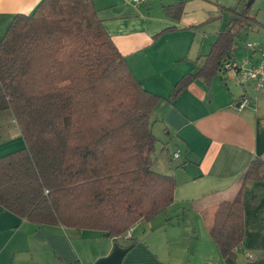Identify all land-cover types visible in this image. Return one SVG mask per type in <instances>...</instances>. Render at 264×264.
<instances>
[{
	"label": "trees",
	"instance_id": "16d2710c",
	"mask_svg": "<svg viewBox=\"0 0 264 264\" xmlns=\"http://www.w3.org/2000/svg\"><path fill=\"white\" fill-rule=\"evenodd\" d=\"M250 6L226 10L250 28L257 24ZM182 9L178 3L164 11L178 19ZM238 20L168 101L217 75L231 57ZM159 102L133 76L93 0H42L31 15H16L0 41V113L11 112L25 148L0 157V206L34 225L101 231L112 240L150 222L172 205L176 187L172 175L152 169L150 115ZM263 168L254 159L235 197L217 208L210 236L222 259L234 257L244 239L241 192L263 178Z\"/></svg>",
	"mask_w": 264,
	"mask_h": 264
},
{
	"label": "crops",
	"instance_id": "0c3cea01",
	"mask_svg": "<svg viewBox=\"0 0 264 264\" xmlns=\"http://www.w3.org/2000/svg\"><path fill=\"white\" fill-rule=\"evenodd\" d=\"M41 1L0 0V41L16 15H31ZM178 3L183 4L181 16L168 17L164 8ZM93 4L133 76L160 98L150 115L157 139L152 169L174 177V201L150 222H137L130 240H112L101 231L34 225L0 206V264H94L115 244L131 241L135 243L122 264H264V168L263 178L241 192L245 236L234 257L222 259L210 236L219 204L235 197L238 179L254 159L264 162V92L256 94L251 84L238 85L231 73L219 71L209 80H194L168 101L177 81L202 67L218 34L228 29L230 21L222 18L218 1ZM246 57L257 64L256 51H246ZM243 97L249 104L240 106ZM23 148L11 112H1L0 157Z\"/></svg>",
	"mask_w": 264,
	"mask_h": 264
},
{
	"label": "rangeland",
	"instance_id": "374dc122",
	"mask_svg": "<svg viewBox=\"0 0 264 264\" xmlns=\"http://www.w3.org/2000/svg\"><path fill=\"white\" fill-rule=\"evenodd\" d=\"M218 1L220 6V11L223 12L222 18L231 22L233 19H239L234 23L233 32L235 34L234 40V48L231 52V56L237 57L236 61L238 64H242L246 61V51L249 53L252 51L251 49H247L246 45L251 44L254 46L264 45V42H260V40L264 39V0H255L251 6L249 14L256 17L257 24H251L250 28H248V24L241 17L236 15L233 12L226 10L228 8L230 10H237V12H241L246 6L245 0H214L216 3ZM222 7V8H221ZM218 20V19H217ZM221 19L216 21V23H220ZM225 26V24H224ZM236 48V49H235ZM239 57V58H238ZM259 62V58H258ZM258 62H255L258 64ZM254 63V64H255ZM224 75L219 73L218 77H223Z\"/></svg>",
	"mask_w": 264,
	"mask_h": 264
},
{
	"label": "built area",
	"instance_id": "2783aa9c",
	"mask_svg": "<svg viewBox=\"0 0 264 264\" xmlns=\"http://www.w3.org/2000/svg\"><path fill=\"white\" fill-rule=\"evenodd\" d=\"M136 4L142 3L145 0H132ZM247 49H251L252 51H256L259 56V62L256 65H252L251 61L246 59L242 64H238L236 61L228 59L222 63L220 66V72L231 73L233 77L237 80L238 85L251 84L252 89L256 94H261L264 92V45L254 46L251 44L246 45ZM249 99L247 97H243L240 101V106L248 105ZM179 156V152H175L173 154V158H177ZM134 227V226H133ZM133 227L126 230L123 235L124 240L131 239V233ZM238 246L234 252L237 251ZM251 258V255H248Z\"/></svg>",
	"mask_w": 264,
	"mask_h": 264
},
{
	"label": "water",
	"instance_id": "95a60500",
	"mask_svg": "<svg viewBox=\"0 0 264 264\" xmlns=\"http://www.w3.org/2000/svg\"><path fill=\"white\" fill-rule=\"evenodd\" d=\"M254 1L255 0H247L246 5L250 6ZM128 251V248H123L115 244L112 252L107 257L96 261L94 264H122V260Z\"/></svg>",
	"mask_w": 264,
	"mask_h": 264
}]
</instances>
